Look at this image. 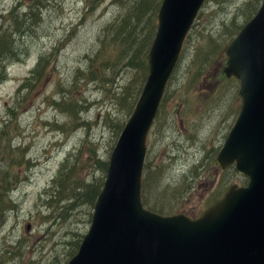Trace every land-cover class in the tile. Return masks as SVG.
Here are the masks:
<instances>
[{
	"label": "rangeland",
	"instance_id": "374dc122",
	"mask_svg": "<svg viewBox=\"0 0 264 264\" xmlns=\"http://www.w3.org/2000/svg\"><path fill=\"white\" fill-rule=\"evenodd\" d=\"M247 1L258 3L204 1L147 133L143 175L151 171L150 187L156 182L168 197L179 191L175 213L200 215L227 187L243 185L215 156L241 103L238 81L222 68ZM137 2L0 0V36L15 54L0 77L3 264H65L87 231L93 208L71 192L103 183L141 79L124 59L115 61L118 44L128 35L136 43L157 25L161 0L145 2L156 6L154 16L137 12ZM201 53L209 59L199 71ZM6 198L10 206L1 203Z\"/></svg>",
	"mask_w": 264,
	"mask_h": 264
},
{
	"label": "water",
	"instance_id": "95a60500",
	"mask_svg": "<svg viewBox=\"0 0 264 264\" xmlns=\"http://www.w3.org/2000/svg\"><path fill=\"white\" fill-rule=\"evenodd\" d=\"M205 0H161L148 73L110 153L90 224L65 264H264V0L225 47L238 80L236 118L215 156L233 184L201 215L160 214L141 200L146 137L184 39Z\"/></svg>",
	"mask_w": 264,
	"mask_h": 264
},
{
	"label": "trees",
	"instance_id": "16d2710c",
	"mask_svg": "<svg viewBox=\"0 0 264 264\" xmlns=\"http://www.w3.org/2000/svg\"><path fill=\"white\" fill-rule=\"evenodd\" d=\"M260 1L261 0H258V3L257 4L254 3L253 5L250 4L249 1L244 2L242 4L241 10H242V16L244 17V22L240 26H235L234 29H237V31L233 32V37L236 35V33L238 32L240 27L255 13L256 9L259 6ZM145 2H146V0H139V2H137L135 4L134 9L137 12L142 11V10L145 11V10L150 9L151 14L154 16V14L156 13V10H157L156 6L154 8H152L153 6H152V2H151L150 3V7H149V6L146 5L147 3H145ZM148 18H150L149 14L143 20L141 28L144 27V26L147 27ZM138 21H140L139 18L136 19V22H138ZM231 31H232V29L230 30V32ZM154 32H155V26H153V29L151 30L150 34H147V33L144 34L141 38L136 40V43L134 42L135 40L133 39L132 35H128L124 39L121 38V43L118 44V48H117V51H116V54H115V61H121L122 59H124L126 61L127 65H131L132 67H134L138 71L139 74H141V79L138 81V86L135 88V97H134L133 102H132L130 113L132 112V110L134 108L135 102H136V100H137V98H138V96H139V94L141 92L143 83H144L146 75H147V69H148L147 61H146L147 60V52H148L150 43L152 41V38L154 36ZM6 35L7 34H4V35L0 36V68H1L0 69V77L5 75V69H4L5 62L8 59H10L11 57L15 56V54L11 50L12 41L9 38L8 39L4 38ZM233 37H231L230 40ZM134 44H136V45H134ZM140 55H141V57H140ZM201 55H202V53L200 54V56ZM139 57H140V59H139ZM208 59H209L208 54L201 56V61L199 63L200 66L198 67L199 71L203 70L204 63H206ZM224 60H225V58H224ZM128 85H131V84H128ZM128 85L124 89L128 90L129 87H130ZM163 99H164V94H163V97H162L161 102L159 104V107L162 106ZM159 107H158V110H159ZM158 110H157L155 118L157 117ZM123 125H122V127H123ZM198 166H199L198 164L194 165L195 168H197ZM146 168H147V164L145 163L144 169H146ZM157 169H156V171L153 172L152 175L155 176L157 174V171H158ZM225 170H228L230 172L231 177H234V176L238 177V174L236 173V171H235V169H234V167L232 165L227 167V168H225ZM150 172H147L144 175L142 173V179H141V200H142L143 205L146 208H148L149 210H152V211L160 213V214H165L166 215V214L175 213L176 212L175 210L177 209L176 199L179 197L178 196V192L179 191L178 190H173V192H170V195L168 197V196L165 195V192H163L162 190H157L156 189V187H155L156 184H157L156 182H154V184H153V185H155L154 187H152V185L150 187V183L148 182L149 173ZM157 177L158 176H155L154 180H156ZM241 180H242L243 184L246 183V178L242 177ZM101 186H102L101 183L98 184L97 186H91V187L85 186V188L83 189L82 193L71 192V195L73 196V195H81V194H83V196L85 197L87 202H89L91 204L92 208H93L94 201H95V199H96V197H97V195H98V193H99V191L101 189ZM158 187H159V185H158ZM166 188H167V186H166ZM152 191L155 193L154 197L152 195ZM220 195H218V196H220ZM221 196H223V195H221ZM164 197H168V198L164 199ZM217 199L215 201H217ZM1 203L4 206H10L11 205V200L6 198V199L2 200ZM208 206H210V205H208ZM197 216H195V217H197ZM79 242L80 241H77L74 244V245H76L75 252L77 250ZM74 253H72L70 255V257ZM66 261H65V263H66ZM0 264H3V261L1 259H0Z\"/></svg>",
	"mask_w": 264,
	"mask_h": 264
}]
</instances>
